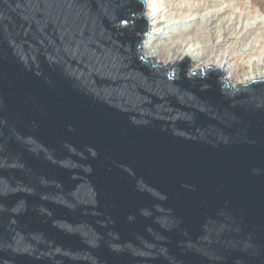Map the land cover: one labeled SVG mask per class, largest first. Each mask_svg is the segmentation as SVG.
Wrapping results in <instances>:
<instances>
[{
    "label": "water",
    "instance_id": "1",
    "mask_svg": "<svg viewBox=\"0 0 264 264\" xmlns=\"http://www.w3.org/2000/svg\"><path fill=\"white\" fill-rule=\"evenodd\" d=\"M145 7L0 0V264H264V77L145 57Z\"/></svg>",
    "mask_w": 264,
    "mask_h": 264
},
{
    "label": "rangeland",
    "instance_id": "2",
    "mask_svg": "<svg viewBox=\"0 0 264 264\" xmlns=\"http://www.w3.org/2000/svg\"><path fill=\"white\" fill-rule=\"evenodd\" d=\"M144 1L146 7L145 10L143 11V14L146 15L148 18L151 32L154 30L153 22L158 18H160L159 17L160 15H164V14L165 15L185 14L195 18L192 21H189L188 19L190 18H187V21L183 22L184 24L188 22L190 23L197 22L199 20L198 18L199 15H207L205 18V22L206 25L211 29V31L215 29V25H216L215 21L217 22V17L220 16L222 19L221 23L223 24V26H225V29L223 31V35L225 36V42L224 44L221 45L223 48L220 46V48H218L217 50V46H216L212 48L213 50L212 52L210 51H204V52L209 54L210 57L213 56L211 57L212 60L211 62L216 64L214 65L215 67H219L224 71L225 74L223 75V79H226V81L233 86H235L236 84L233 83L230 76H228V70H229L228 66L230 67L234 66V63L238 61L240 65L245 66L246 55L249 52L256 53L257 49L260 47L261 42H264V38L260 39L259 41L256 36L258 33H260L263 30L264 27V0H153V1L144 0ZM253 15L255 16V18L252 17ZM165 23L166 21L164 19H161L157 23L158 25L157 27L159 28L161 25ZM175 26H178L177 29L174 28ZM150 31H146L142 39L143 41L142 53L147 58L149 55L145 52V49L150 48L154 50L152 46H148V47L146 46L144 48L146 38L149 37ZM171 31L175 34V36L176 35L178 36L185 32V27L180 22L169 26L168 28L163 30V32L162 31L156 32L155 39L158 41V44L161 41L163 44H167L168 37L170 35H173ZM191 31L188 32L186 30V33L190 34L192 33ZM177 41H179V38H177ZM211 43L212 42H209L210 45ZM246 43H248L249 49L246 51V53L244 52V54L240 56V53L242 52L238 50L239 45ZM157 48L158 47H156V49ZM217 52L220 53L221 55L223 54L225 57L222 66L218 63L216 59L215 53ZM185 56L178 58V61L182 62ZM189 57L191 59V64H190L191 71L194 70L193 68L195 65H198L199 63L201 64L205 60V59L193 58L191 57V55H189ZM155 59L159 63L163 62L164 64H167L165 63V59H161V58L158 59L155 58ZM176 63H174V65ZM164 64L163 67L165 68L166 66ZM203 66L206 67L205 65ZM200 67H197L196 69Z\"/></svg>",
    "mask_w": 264,
    "mask_h": 264
},
{
    "label": "bare ground",
    "instance_id": "3",
    "mask_svg": "<svg viewBox=\"0 0 264 264\" xmlns=\"http://www.w3.org/2000/svg\"><path fill=\"white\" fill-rule=\"evenodd\" d=\"M206 16L207 15H199L198 16L199 20L197 22H192V23L188 22L184 24L183 22L187 21V18H190L188 19L189 21H192L195 18L191 17L190 15H185V14L184 15H165V14L160 15L159 16L160 18H158L157 20L153 22L154 30L152 32L150 31L149 37L146 38V41H145L144 48L146 46L147 47L152 46L154 48V50L150 48L145 49V52L149 55L148 58L152 57L154 58V60H156L155 58L165 59V63L167 64H164L163 62L162 63L167 67V66H174V63L176 62L179 63L180 61H178V58L183 57L185 55H186L185 57L191 55V57L193 58L205 59L203 63L201 64L199 63L198 65H195L193 68L194 69L193 71L200 70L201 68H203L204 71L208 72V67H212V66L215 67L214 65L216 64L211 62L212 61L211 57L213 56L210 57V55L205 53L204 51L212 52L213 51L212 48L216 46L218 50V48H220V46L224 44L225 36L223 35V31L225 29V26H223V24L221 23L222 22L221 17L218 16L217 22L215 21L216 23L215 29L211 31V29L206 25V22H205ZM252 17L255 18L254 15ZM161 19H164L166 23L161 25L158 28L157 23ZM180 22L184 25L185 32L178 36L176 35L177 36L176 37L175 34L171 31L173 35H170L168 37L167 39L168 43L163 44L161 41L158 44V41L155 39L156 32H159V31L163 32V30H165L169 26L175 23H180ZM177 27L178 26H175L174 28L177 29ZM186 30L188 32L192 30L191 31L192 33L188 34L186 33ZM256 36L259 41L260 39L264 38V27H263V30L260 33H258ZM177 38H179V41H177ZM209 42H212L211 45L209 44ZM248 43L239 45L238 50L242 52L240 53V56H242L244 52L246 53V51L249 49ZM156 47L158 48L156 49ZM215 54H216V59L218 63L222 66L225 60L224 55L223 54L221 55L218 52ZM238 62L234 63V66H231V67L228 66L229 67L228 76H230L232 82L236 84L235 86L241 83H247L253 79L263 78L264 77V42H261L260 47L257 49L256 53L249 52L246 55L247 65L245 64V66H242ZM203 65H205L206 67H204ZM197 67H200V68L196 69Z\"/></svg>",
    "mask_w": 264,
    "mask_h": 264
}]
</instances>
